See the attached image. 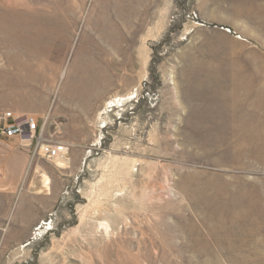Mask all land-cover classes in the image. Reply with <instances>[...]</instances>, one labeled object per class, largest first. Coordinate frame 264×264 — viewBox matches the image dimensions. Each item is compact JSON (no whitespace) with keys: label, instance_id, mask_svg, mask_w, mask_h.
Returning <instances> with one entry per match:
<instances>
[{"label":"rangeland","instance_id":"obj_1","mask_svg":"<svg viewBox=\"0 0 264 264\" xmlns=\"http://www.w3.org/2000/svg\"><path fill=\"white\" fill-rule=\"evenodd\" d=\"M226 6L203 19L198 0H0V111L43 110L68 146L26 178L48 212L15 223L0 264H264V115L244 114L247 82L264 85L245 61L264 52ZM249 120L262 130H238Z\"/></svg>","mask_w":264,"mask_h":264},{"label":"crops","instance_id":"obj_2","mask_svg":"<svg viewBox=\"0 0 264 264\" xmlns=\"http://www.w3.org/2000/svg\"><path fill=\"white\" fill-rule=\"evenodd\" d=\"M225 4L227 6L224 10L230 13L233 12L236 17V19L231 17L230 27H239L241 24L245 27L243 30L242 26H240L238 31L235 30V34L252 43L253 47L257 48L260 52H264V0H198V13L203 19H215L219 8L224 7ZM239 21H242V23L239 24ZM258 50L256 52H259ZM245 63L253 67H264V60H255V63L248 60L245 61ZM92 78L93 73L91 74V81ZM260 79H262V77ZM76 83L77 84L72 89L71 97L80 100L82 93H87L88 91L86 88L84 89V83L82 85H79V82ZM225 86L226 85H218L216 89H228L230 91L234 89L237 91L245 89L246 93H253L252 99L255 104L252 108L245 109L247 110L246 113H244L245 115H264L262 109L256 111L258 110L257 107L262 106L264 102L262 96L264 93V85H262L261 82L257 81L253 84L247 82L244 89L233 88L234 86L232 85H230L229 88ZM89 93H93L92 87H90ZM256 102L262 103L259 105ZM42 111L29 109L19 113L30 112L37 116L39 118L40 134L43 135L45 139L51 140L46 138L45 121L41 122ZM226 112L225 115H232L230 110ZM227 120H224L225 125L229 124ZM214 123L216 124V121H214ZM248 123L250 125H240V129L238 130H262V128L259 127L261 121L255 122L254 120H249ZM214 130L225 129L222 127ZM20 140L21 138L19 137H14L9 140H0V244H6L10 239L12 240L14 235L13 226H15V223L20 225V227L28 228L33 223H42L48 212V209H46L44 205H40L39 199H37V194H39L40 191L44 194H48L45 187L42 186L41 189L39 188L38 191L34 190V192L32 188H30V191L33 192L32 195L23 192L22 187L24 186L26 178L29 177L28 185L34 187L38 184V171H45V169L39 157L33 160V164V161L30 160V148L21 146ZM46 175L49 176V171H47ZM47 183L48 182H46L45 185H47ZM262 212H264V209Z\"/></svg>","mask_w":264,"mask_h":264},{"label":"built area","instance_id":"obj_3","mask_svg":"<svg viewBox=\"0 0 264 264\" xmlns=\"http://www.w3.org/2000/svg\"><path fill=\"white\" fill-rule=\"evenodd\" d=\"M39 130V118L31 113H16L8 109L0 111V140L21 138L26 132L27 137L21 138V145L30 148L31 161L37 157L48 160L64 159L68 153L66 143L47 140Z\"/></svg>","mask_w":264,"mask_h":264},{"label":"bare ground","instance_id":"obj_4","mask_svg":"<svg viewBox=\"0 0 264 264\" xmlns=\"http://www.w3.org/2000/svg\"><path fill=\"white\" fill-rule=\"evenodd\" d=\"M11 6H13L14 8H19V9H21V10H26L27 9V7H26V5H25V3H20V4H18V3H16V4H10ZM15 9H13L12 11H14ZM17 11V10H16ZM28 12V11H27ZM12 13H14V12H12ZM104 53V52H103ZM105 68H106V66H105ZM62 76H63V71H62V74H61ZM135 94V93H134ZM133 97H134V95H133ZM111 101V100H110ZM112 102H108V104H111ZM113 104V103H112ZM103 112V111H102ZM19 140V139H18ZM21 141V140H20ZM57 160H61V159H57ZM46 181H47V179L45 180V183H46ZM184 249V248H183ZM177 251V250H176ZM198 259V258H197Z\"/></svg>","mask_w":264,"mask_h":264}]
</instances>
